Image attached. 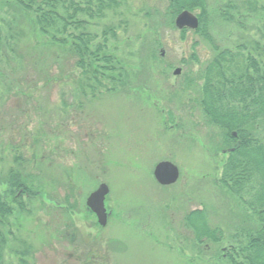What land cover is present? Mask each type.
Returning a JSON list of instances; mask_svg holds the SVG:
<instances>
[{"label": "rangeland", "instance_id": "374dc122", "mask_svg": "<svg viewBox=\"0 0 264 264\" xmlns=\"http://www.w3.org/2000/svg\"><path fill=\"white\" fill-rule=\"evenodd\" d=\"M230 1L239 7L236 11L225 8ZM245 1L207 0V28L216 44L235 49L263 40L260 19L243 31L220 16L242 11ZM169 2L125 0L90 27L99 33L105 25L116 27L117 38L110 36L109 46L128 74L120 92L101 89L94 99L81 95L78 81L70 77L75 57L38 46L12 10L5 15L14 37L0 63V175L7 177L15 166L12 144H22L21 154L32 160L24 172L37 176L47 195L28 200L17 189L28 212L12 220L5 264L25 259L26 264H231L224 255L233 252L235 237L245 240L243 233L255 223L247 217L249 208L215 183L223 156L211 152L220 151L213 141L221 144L223 131L197 122L200 115L193 108L203 85L201 72L214 51L193 30L184 37L166 22ZM193 54L199 60L192 61ZM177 68L182 69L179 76ZM188 72L194 86L183 90ZM162 161L180 169L176 183L156 181L154 170ZM102 183L110 189L106 227L86 206ZM251 187L258 189L250 184L246 190ZM7 189L1 184L0 194ZM204 210L209 225L224 233L219 243L203 239L199 244L187 222L191 213ZM69 214L77 217L70 227ZM25 250L26 256L17 253ZM91 250L95 257H88Z\"/></svg>", "mask_w": 264, "mask_h": 264}, {"label": "trees", "instance_id": "16d2710c", "mask_svg": "<svg viewBox=\"0 0 264 264\" xmlns=\"http://www.w3.org/2000/svg\"><path fill=\"white\" fill-rule=\"evenodd\" d=\"M124 1L0 0V63L6 48H12L11 39L14 36L7 31L12 29L9 26L11 22L5 20V15L12 10L15 13L14 19L28 26L29 34L38 46L50 51L54 49L59 56L75 57L76 70L70 77L75 83L78 81L76 85L81 95L92 96L94 99L101 95V89L110 93L120 92L124 89L120 86L127 84L128 74L123 61L119 59L116 50L109 46L108 40L110 36L117 38V29L105 25L99 33L91 28ZM208 4L207 0H170L165 20L169 25L175 26V18L182 11L201 9V13L197 15L199 28L193 31L211 44L214 57L201 72L203 85L198 103L202 105L206 125L212 124L223 131L222 147L229 146L228 143L233 140L230 137L232 131L239 134L240 144L230 154L220 183L238 203L249 208L251 216L247 217L255 223H251V230L243 233L245 240L235 237L236 244L231 249L233 252L223 258L231 264H264V142L259 132V128L264 132V33L261 42L254 39L252 44L244 42L235 49L216 44L207 28L210 13ZM225 8L236 11L239 7L230 1ZM220 16L236 23L241 30L248 31V22L251 20L260 19L264 22V0H247L242 5V11L238 10L233 14L226 10ZM151 18L154 19V16ZM187 31L189 30L183 29L180 32L185 37ZM262 31L264 32V27ZM21 32L22 35L24 29ZM190 59L199 60L196 54ZM183 81L180 85L183 90L194 86L195 80L191 72L184 75ZM27 143L25 137L23 145ZM12 147V151L16 153L15 166L8 171L7 177L6 174L0 175V185L4 183L8 187L0 194V264H5L7 242L13 233L12 220H18L24 211L28 212L26 203L19 200L17 189L28 200L47 197L39 181L36 183L37 176L24 172L25 165L32 164V160H27L21 154L22 144H12ZM222 147L219 146L218 149ZM250 184L256 185L258 189L253 191L251 187L246 190ZM187 218L199 244L203 239L213 243L223 240V231L209 225L205 210L191 213ZM17 253L26 256L28 251ZM22 262L26 264V259Z\"/></svg>", "mask_w": 264, "mask_h": 264}, {"label": "water", "instance_id": "95a60500", "mask_svg": "<svg viewBox=\"0 0 264 264\" xmlns=\"http://www.w3.org/2000/svg\"><path fill=\"white\" fill-rule=\"evenodd\" d=\"M175 25L178 29L196 30L200 21L197 15L189 10L182 11L175 20ZM181 69L175 71V75H179ZM154 176L157 182L161 185L167 186L176 183L180 177V170L177 165L171 161H162L157 164L154 170ZM110 189L106 183H102L93 193L87 198V206L93 211L101 226H106L108 221V212L105 206V200L109 194Z\"/></svg>", "mask_w": 264, "mask_h": 264}, {"label": "flooded vegetation", "instance_id": "af4514ba", "mask_svg": "<svg viewBox=\"0 0 264 264\" xmlns=\"http://www.w3.org/2000/svg\"><path fill=\"white\" fill-rule=\"evenodd\" d=\"M182 74V72L180 73V75ZM198 97L195 99V104H194V106H193V108H194V111L196 112V115H200V116H196V120H197V122H199V123H202V124H204V123H206V118H205V116H204V114H203V110H202V105H200L199 103H198V99H199V90H198ZM211 126H212V124H211ZM214 126V125H213ZM224 134L222 135V140H221V144L218 142V140L217 141H213V139H212V141L213 142H217V144H219V146H223L222 145V142L224 141ZM230 137H232L233 138V140H230V142L228 143V145L229 146H226V147H222L221 149H220V151H212L211 152V155L212 156H214L215 158L216 157H218V155H219V153L220 154H222V159L218 162V168L220 167V169L222 170V172H223V169H224V167H225V165H227L228 163H229V160H230V154L231 153H234V151L237 149V147L239 146V144H240V141L238 140L239 139V134H238V132L237 131H232L231 133H230ZM231 145H233V146H231ZM225 146V145H224ZM217 147L215 146V145H213V149H216ZM221 176H222V173H221ZM215 183H220V180L217 178L216 179V182ZM88 208V207H87ZM89 209V208H88ZM90 210V209H89ZM91 211V210H90ZM70 215V214H69ZM110 217H111V212H108V221H109V219H110ZM70 218H71V221H68V222H66V225L68 226V227H70V226H72L71 224L72 223H74L75 221V219L77 218L76 216H71L70 215ZM73 219V220H72ZM107 224H108V222H107ZM106 227V226H105ZM96 256V253H93L92 252V250H91V253H90V255L88 256V257H95Z\"/></svg>", "mask_w": 264, "mask_h": 264}]
</instances>
